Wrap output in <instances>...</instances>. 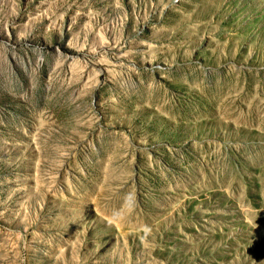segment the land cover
<instances>
[{
    "label": "rangeland",
    "instance_id": "rangeland-1",
    "mask_svg": "<svg viewBox=\"0 0 264 264\" xmlns=\"http://www.w3.org/2000/svg\"><path fill=\"white\" fill-rule=\"evenodd\" d=\"M0 264H264V0H0Z\"/></svg>",
    "mask_w": 264,
    "mask_h": 264
}]
</instances>
